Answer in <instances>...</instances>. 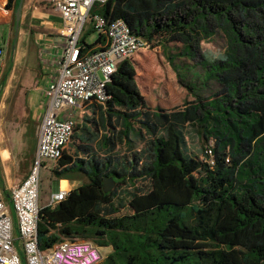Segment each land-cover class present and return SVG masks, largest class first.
Returning a JSON list of instances; mask_svg holds the SVG:
<instances>
[{"label":"trees","instance_id":"1","mask_svg":"<svg viewBox=\"0 0 264 264\" xmlns=\"http://www.w3.org/2000/svg\"><path fill=\"white\" fill-rule=\"evenodd\" d=\"M17 1L5 7L14 10ZM92 13L122 19L146 46H160L191 99L171 110L149 107L133 58L120 60L106 83L103 139L110 149L144 139V148L73 164L88 181L39 207V247L64 239L109 247L94 264H264V0H105ZM220 20L253 50L232 78L202 98L174 68L167 47L180 44L188 55ZM84 40L85 34L80 42L91 48L100 38ZM223 67L207 66L203 81ZM185 122L212 142L202 157L185 152L179 130ZM57 161L72 159L62 153ZM110 175L116 183L104 193L102 178Z\"/></svg>","mask_w":264,"mask_h":264},{"label":"built area","instance_id":"2","mask_svg":"<svg viewBox=\"0 0 264 264\" xmlns=\"http://www.w3.org/2000/svg\"><path fill=\"white\" fill-rule=\"evenodd\" d=\"M104 1L50 0L60 17L53 33L62 39L61 53L54 62L55 74L44 89V114L31 165L25 178L9 191L16 231L10 206L0 195V264H94L101 259L100 247L90 240L64 239L41 249L37 219L41 168L61 157L84 104L90 100L104 103L110 97L106 83L117 63L132 59L145 47L144 40L122 19L108 22L92 13L93 6ZM87 20L91 23L89 33L103 39L98 48L88 49L80 42ZM205 152L211 155L209 147ZM67 193L66 189L52 193L49 204L64 199Z\"/></svg>","mask_w":264,"mask_h":264},{"label":"rangeland","instance_id":"3","mask_svg":"<svg viewBox=\"0 0 264 264\" xmlns=\"http://www.w3.org/2000/svg\"><path fill=\"white\" fill-rule=\"evenodd\" d=\"M3 8L8 10L6 15L8 24L0 23V172L3 178L4 171L10 177L17 178L27 173L37 141L35 132L32 130V122L28 117L26 93L28 88L36 83L38 59L35 57V60L31 61V57H28V61L31 62L25 61L24 56L21 57L16 52V45L19 36H29V28L42 31L43 27L33 20L41 16L42 12L51 10V2L50 0H22L21 16L13 49L11 48L13 9H7L5 3ZM2 14L0 10V17ZM88 24L89 20L85 23L82 35L85 34V43L90 44L96 36L89 33ZM25 39L22 37L19 39L20 48L24 46ZM188 49V55H183L181 54L183 47L180 44L167 47L168 53L174 56L173 66L179 75L195 86L198 96L205 98L219 90L224 82L239 71L242 62L252 52L253 46L238 41L227 23L220 20L213 24L209 33L199 35ZM138 52L140 56L134 60L137 83L149 107L171 110L181 107L184 100L191 99L187 91L178 84L177 76L160 46L145 45ZM214 63L224 65V70L203 81L204 69ZM88 107V111L83 114L87 119L78 117V124L85 125L92 132V134L85 132V136L87 135L88 143L94 149L101 123L99 119L97 121V107L93 104ZM179 130L184 139L185 152L190 156L202 157L203 147L212 144L211 141L204 142L198 138L189 122L179 126ZM144 144V139L133 140L132 138L130 143L118 142L113 154L127 155L134 151L140 152ZM50 187L48 177L43 176L41 192L49 191ZM44 202L45 200L40 201V204ZM122 211L124 212L125 209ZM109 249V247H100L101 255L105 256Z\"/></svg>","mask_w":264,"mask_h":264},{"label":"crops","instance_id":"4","mask_svg":"<svg viewBox=\"0 0 264 264\" xmlns=\"http://www.w3.org/2000/svg\"><path fill=\"white\" fill-rule=\"evenodd\" d=\"M4 3H6L5 0H0V5H1L0 10L3 13L2 16L0 17V23L8 24V21L6 20V15L8 13V10L3 8ZM33 21L43 27L42 31L41 30L36 31L33 28H29L28 29L29 36H19L16 45V52L20 54L21 57L24 56V60L29 63L31 61H34L35 57L38 59L37 62L38 73L35 75L36 83L34 84L33 87L28 88L26 93L28 117L29 120H31L32 122V130L33 132H35V136L37 137L39 124L44 114V104H45L44 89L48 81L55 74L54 62L61 53L62 39L53 33V30L60 25V17L52 3H51V10L42 12L41 16L35 17ZM88 26H89L88 30H90L91 28L90 22ZM21 37L22 39L26 38L25 39L26 42L24 43V46L22 48H20V43H19V39ZM97 38L98 37L96 36L95 40ZM101 43H103L102 38H100V40L93 47L88 49L98 48L100 47ZM138 56H140V52H138L135 55V57H133L132 59L133 62L135 58ZM28 57H31V61H28ZM90 104L91 105L93 104L97 107V112H96L97 121L99 119V122L101 123L99 128V136L95 143V147H96L94 148L95 150L90 147L88 143V137L87 135L85 136V132H87L88 134H92V132L85 125L78 124V117H83V120L87 119L85 116H83V114L88 111L89 108L88 106ZM103 109H104L103 103H100L95 100H90L86 102L82 107V109L78 112L76 116L77 118L76 125L72 137L66 143L63 149V154L70 156L72 162L65 165H59L58 161L55 162L49 161L46 162L44 166L41 168L39 175L40 181H39V193H38V205L40 207L48 205L51 194L58 191L59 189H66L69 191L70 189L75 188L81 185L82 183L88 181V178L84 173V171L78 169L77 167H73L72 166L73 164H78L77 162L79 160L85 162L91 159L92 157H96L100 159V158H104L106 155L109 154L112 156L116 155L113 154L115 148L110 149L109 148L110 145L106 144L103 139V132L105 128L104 127L105 117H104ZM35 148L33 150L32 159L35 153ZM128 154L130 153H127V155ZM26 175L27 173L24 176L12 178L8 174H5L4 171V178H3L1 177V172H0V186H1L0 195L6 203H7V199L4 197V191L6 194H9L11 187L21 182ZM43 176L48 177L51 186L49 188V191H44V193L41 192L42 189L41 182ZM53 177H57V179H53ZM44 200H45L44 204H40V201L42 202Z\"/></svg>","mask_w":264,"mask_h":264},{"label":"water","instance_id":"5","mask_svg":"<svg viewBox=\"0 0 264 264\" xmlns=\"http://www.w3.org/2000/svg\"><path fill=\"white\" fill-rule=\"evenodd\" d=\"M21 5H22V0H18L17 4L13 10V35H12V43H11V48H14V43L16 40V35H17V31H18V26H19V21H20V16H21ZM0 89H1V84H0ZM116 183V177L115 176H104L102 178V183H101V188L102 191L104 193L110 192L112 190V188L115 186ZM4 197L7 199V204L10 206V211L13 217V227L14 230L16 231V223H15V218H14V214L13 211L11 209V205H10V200H9V194H6L4 191ZM18 252L20 254V257L23 261V255L21 253V251L18 248Z\"/></svg>","mask_w":264,"mask_h":264},{"label":"bare ground","instance_id":"6","mask_svg":"<svg viewBox=\"0 0 264 264\" xmlns=\"http://www.w3.org/2000/svg\"><path fill=\"white\" fill-rule=\"evenodd\" d=\"M0 7H1V5H0ZM5 102V101H4ZM1 125V124H0Z\"/></svg>","mask_w":264,"mask_h":264},{"label":"flooded vegetation","instance_id":"7","mask_svg":"<svg viewBox=\"0 0 264 264\" xmlns=\"http://www.w3.org/2000/svg\"><path fill=\"white\" fill-rule=\"evenodd\" d=\"M12 24H13V22H12ZM13 35V34H12Z\"/></svg>","mask_w":264,"mask_h":264}]
</instances>
